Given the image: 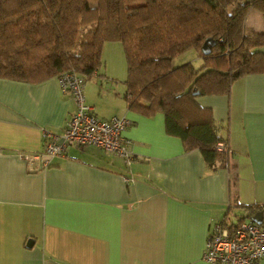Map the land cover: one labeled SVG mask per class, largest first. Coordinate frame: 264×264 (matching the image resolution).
Masks as SVG:
<instances>
[{"label":"crops","instance_id":"obj_1","mask_svg":"<svg viewBox=\"0 0 264 264\" xmlns=\"http://www.w3.org/2000/svg\"><path fill=\"white\" fill-rule=\"evenodd\" d=\"M263 30L250 9L246 34ZM114 81L99 71L84 93L98 116L130 119L131 162L69 144L33 170L24 154L62 134L76 103L57 77L0 75V264H219L203 258L213 224L261 213L264 72L237 78L229 94L197 97L229 140L228 165L216 169L167 132L163 112L129 109L125 84Z\"/></svg>","mask_w":264,"mask_h":264},{"label":"trees","instance_id":"obj_2","mask_svg":"<svg viewBox=\"0 0 264 264\" xmlns=\"http://www.w3.org/2000/svg\"><path fill=\"white\" fill-rule=\"evenodd\" d=\"M252 8L264 18V0H0V75L40 81L73 70L86 80L102 68L104 44L121 42L128 108L163 112L167 132L216 169L228 165L229 140L197 97L264 72V30L245 32ZM191 49L203 62L175 65Z\"/></svg>","mask_w":264,"mask_h":264},{"label":"built area","instance_id":"obj_3","mask_svg":"<svg viewBox=\"0 0 264 264\" xmlns=\"http://www.w3.org/2000/svg\"><path fill=\"white\" fill-rule=\"evenodd\" d=\"M58 79L62 90L72 96L76 109L64 132L54 135L44 150L24 154L31 168L48 167L54 157L66 153L69 144L80 148L97 146L122 157L129 164L133 154L124 131L130 125V119L121 115L110 118L98 116L94 106L86 102L85 77L82 74L69 70ZM258 209L262 213L261 222L245 219L235 223L225 219L215 222L207 237L203 258L219 264H260L264 259V204H259Z\"/></svg>","mask_w":264,"mask_h":264},{"label":"rangeland","instance_id":"obj_4","mask_svg":"<svg viewBox=\"0 0 264 264\" xmlns=\"http://www.w3.org/2000/svg\"><path fill=\"white\" fill-rule=\"evenodd\" d=\"M248 30H250L248 28ZM194 51L184 53L183 55L179 56L175 61V65L191 61L194 63L195 66H198L200 63V59L195 57ZM195 57V58H193ZM101 73L106 74L107 78L114 79L117 84H121L123 80L127 76V63L124 53V47L121 42H108L105 43L103 47V66L100 69ZM92 80V79H91ZM90 79L86 82V85L90 84L92 87V83ZM93 85V89H94Z\"/></svg>","mask_w":264,"mask_h":264},{"label":"water","instance_id":"obj_5","mask_svg":"<svg viewBox=\"0 0 264 264\" xmlns=\"http://www.w3.org/2000/svg\"><path fill=\"white\" fill-rule=\"evenodd\" d=\"M214 43L212 38H207L202 46V50L205 54H209L211 52V45ZM262 213H258L254 216V220L257 222H261L262 220Z\"/></svg>","mask_w":264,"mask_h":264}]
</instances>
